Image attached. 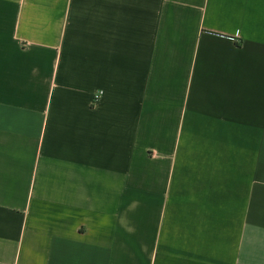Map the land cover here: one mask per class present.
Instances as JSON below:
<instances>
[{
    "label": "crops",
    "instance_id": "crops-1",
    "mask_svg": "<svg viewBox=\"0 0 264 264\" xmlns=\"http://www.w3.org/2000/svg\"><path fill=\"white\" fill-rule=\"evenodd\" d=\"M0 264H264V0H0Z\"/></svg>",
    "mask_w": 264,
    "mask_h": 264
}]
</instances>
